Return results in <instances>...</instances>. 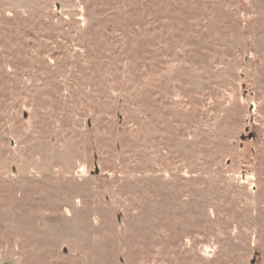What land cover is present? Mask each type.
Segmentation results:
<instances>
[{
    "label": "rangeland",
    "instance_id": "rangeland-1",
    "mask_svg": "<svg viewBox=\"0 0 264 264\" xmlns=\"http://www.w3.org/2000/svg\"><path fill=\"white\" fill-rule=\"evenodd\" d=\"M0 264H264V0H0Z\"/></svg>",
    "mask_w": 264,
    "mask_h": 264
}]
</instances>
